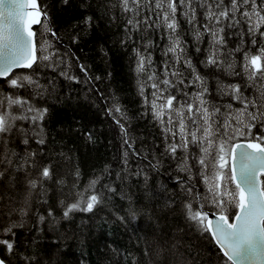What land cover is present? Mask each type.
Here are the masks:
<instances>
[{
    "label": "snow or ice",
    "instance_id": "snow-or-ice-1",
    "mask_svg": "<svg viewBox=\"0 0 264 264\" xmlns=\"http://www.w3.org/2000/svg\"><path fill=\"white\" fill-rule=\"evenodd\" d=\"M101 7L111 13L110 22L124 25L119 43L131 47L141 115L150 111L159 127L161 155L179 157L184 176H175L179 192L166 199L169 211L193 238L214 247L216 264H264V0H104ZM81 15L70 30L58 32L47 0H7V5L0 0V186L9 182L0 191V264H42L48 253L38 241L45 223L52 228L77 212H93L116 192L107 165L81 187V170L70 153L54 160L43 155L44 147L32 149L33 140L46 144L48 101L61 78L86 84L89 91L102 79L75 50L92 28L93 16ZM149 30L164 45L160 63L149 51L157 47L155 39H137ZM93 104L119 128L120 159L129 166L130 158L142 153L129 135L126 109L99 86ZM82 135L93 140L89 131ZM21 143L22 153L13 147ZM142 158L153 171L161 164L156 156ZM122 173L115 175L123 182L128 177ZM135 174L145 175L147 187L146 174L140 169ZM50 181L61 194L51 203L45 192ZM128 199L127 219L117 217L125 225L134 224L143 210ZM20 229L32 236L30 242L21 239ZM184 231L178 223L176 232ZM144 243L146 264H198L199 252L193 256L175 234L154 233Z\"/></svg>",
    "mask_w": 264,
    "mask_h": 264
},
{
    "label": "trees",
    "instance_id": "trees-1",
    "mask_svg": "<svg viewBox=\"0 0 264 264\" xmlns=\"http://www.w3.org/2000/svg\"><path fill=\"white\" fill-rule=\"evenodd\" d=\"M103 3L104 0H69V4L64 5L62 0H47L53 16L52 22L57 26L58 32L79 23L81 14L93 16L91 30L87 34L82 33V41L75 50L89 66L93 76L102 77L95 82V86H99L109 97L114 93L126 109L129 119L125 123L130 137L136 140L137 150L142 156L147 155L149 160L156 156L161 164L153 171L147 167L148 160L141 156L131 157L129 166H125L120 159L122 149L119 128L102 113L99 104H93L95 86L89 91L86 84L63 81L61 78L55 98L48 101L51 115L44 122L46 144L39 146L33 140L32 149L44 147L43 155L52 156L54 160H59L62 152L70 153L73 163L78 164L81 170V187L107 165L112 173L108 182L113 184L116 192L110 198L105 197L104 202L93 212H77L72 219L60 220L52 228L45 223L38 241L48 253L42 264L45 261L47 264H133L129 253L137 256L140 264H146L144 241L160 232L182 237L185 249L191 248L193 256L199 252L198 264H216L218 253L214 247L207 241L193 238L177 213L169 211L166 199L172 197L173 191L179 192L175 176H184L177 167L179 157L173 160L171 156L161 155L163 135L159 127L154 125L150 111L141 115L143 101L138 94V77L133 71L131 47L126 49L119 43L123 38L124 25L119 19L110 22L111 13H105L101 7ZM181 23L186 29L187 24L183 18ZM145 35L157 42V47H150L149 51L153 52V60L160 63L163 60L161 49L164 47L160 43V35L157 33L153 36L149 30L147 34L138 33L137 39ZM189 54L196 55L194 50ZM145 91L151 99V88L148 87ZM83 131L91 132V142L86 141ZM13 147L22 153L25 146L21 143L19 147ZM121 169L122 174L128 177L123 182L115 175ZM138 169L146 174L147 187L145 175L135 174ZM8 183L5 179L3 186ZM161 185L164 187L161 188ZM3 186H0V191H3ZM45 192L52 198L50 203L58 200L61 195L54 181L45 186ZM146 193L149 198H146ZM128 197H131L135 207L143 210L134 224L129 222L125 225L117 217L123 215L127 219L125 209L129 206ZM46 208L47 205L42 209L45 214ZM33 221L34 217L28 221L29 229L33 227ZM178 223L185 229L183 234L176 232ZM19 231L22 233L21 239L26 237L29 242L32 240L27 230ZM64 233L70 238H63ZM31 251L33 250L30 248L29 252Z\"/></svg>",
    "mask_w": 264,
    "mask_h": 264
},
{
    "label": "water",
    "instance_id": "water-1",
    "mask_svg": "<svg viewBox=\"0 0 264 264\" xmlns=\"http://www.w3.org/2000/svg\"><path fill=\"white\" fill-rule=\"evenodd\" d=\"M5 5H7V0H5Z\"/></svg>",
    "mask_w": 264,
    "mask_h": 264
}]
</instances>
